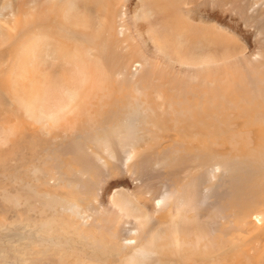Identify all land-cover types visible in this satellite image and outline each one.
<instances>
[{
	"label": "bare ground",
	"instance_id": "1",
	"mask_svg": "<svg viewBox=\"0 0 264 264\" xmlns=\"http://www.w3.org/2000/svg\"><path fill=\"white\" fill-rule=\"evenodd\" d=\"M81 1L0 0V113L9 117L0 123V149L58 139L64 157L94 167L80 157V138L115 147L147 135L151 145L114 164L118 171L141 167L137 174L152 181L145 188L159 193L155 206L138 203L133 216L109 202L91 227L120 256L133 251L134 264H254L247 248L264 241V224L251 217L263 220L262 212L242 214L238 226L224 204L239 185L227 167L264 165V0H92L80 11ZM129 2L131 27L122 9ZM155 120L170 149L184 146L173 140L178 131L199 140L205 155L194 160L212 162L201 175L229 187L208 193L201 181L167 183L160 192L155 182L168 179L171 159L160 153ZM199 201L213 210L212 221L194 215L156 229L169 206L187 215Z\"/></svg>",
	"mask_w": 264,
	"mask_h": 264
},
{
	"label": "rangeland",
	"instance_id": "2",
	"mask_svg": "<svg viewBox=\"0 0 264 264\" xmlns=\"http://www.w3.org/2000/svg\"><path fill=\"white\" fill-rule=\"evenodd\" d=\"M91 2L83 0L76 8L81 11V7L90 6ZM131 8L130 2L126 8H122L127 13L126 24L130 27L132 19L128 11ZM5 120H9V117L0 113V123ZM154 122L157 123L154 130L159 134L157 140L164 149L160 153L167 154L171 159L169 171L164 175L168 179L155 182L160 192L167 183L178 188L201 181L199 188L208 193L211 190L218 193L223 186L229 187L201 175L212 162H209L210 157L194 160L197 154L205 155L200 151L204 148L198 144L199 140L195 141L191 135L178 131L173 135V140L183 142L184 146L170 149L173 144L167 139L165 127L156 120ZM20 140L14 143L15 146L0 149V264H134L133 251L120 256L112 248L110 240L93 229L90 222L98 212L108 207L109 202L127 208L128 213H132L130 208L138 203L145 209L155 206L159 193L145 188L152 181L137 174L141 167L118 171L114 164L132 149H144L150 137L143 136V142L137 144H130L127 140L121 144L119 141L115 147L110 146L106 139L100 145L93 146L80 138V157L90 158L91 164H97L94 167H84L79 161L64 157L56 149L58 139L33 138L26 146ZM99 168L103 171H99ZM227 170L230 175L235 174L239 182L235 196L224 204L226 212L231 213V221L241 226V215L257 210L262 212L263 220L257 221L255 216L251 220L256 227L264 224V165H235L227 167ZM84 186L91 187L92 192L85 191ZM105 188H112L109 197L102 194ZM200 204V201L193 203V212L187 215L169 206L154 223L156 229L177 225L183 219L196 217L194 215L212 221L213 210ZM124 225L131 227L132 221ZM130 227L124 228L128 230ZM100 236L99 243H95L94 239ZM261 239L264 240V235ZM56 243H61V246L63 243L64 247H56ZM140 248L149 251L147 247ZM226 251L225 243L220 241L219 253L226 255ZM247 251L248 257H253L254 264H264V241L261 245L252 243ZM236 258L241 260L238 256ZM146 263L155 264L152 260Z\"/></svg>",
	"mask_w": 264,
	"mask_h": 264
}]
</instances>
